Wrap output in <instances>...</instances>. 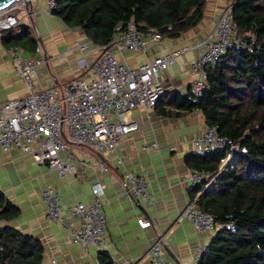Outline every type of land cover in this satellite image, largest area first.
Wrapping results in <instances>:
<instances>
[{"label":"crops","instance_id":"0c3cea01","mask_svg":"<svg viewBox=\"0 0 264 264\" xmlns=\"http://www.w3.org/2000/svg\"><path fill=\"white\" fill-rule=\"evenodd\" d=\"M46 1L32 0L28 10H14L12 13L17 17L18 25L9 29L21 32L29 26L32 30L35 43L32 46L28 43L17 45L24 59L36 58L38 41L42 42L49 63L41 66L34 78L39 90L52 79L69 81L84 76L86 70L80 63L83 56L79 45L91 41L80 28L70 27L48 12ZM231 2L206 0L205 16L197 28L179 38L163 36L161 41L152 43L143 53L119 51L117 57L129 66H137L171 49L207 40L215 30L222 11ZM9 30H0V104L25 96L28 92L24 79L14 71L12 58L6 51L9 45L2 39L3 32ZM195 57L194 50H190L184 58H179L176 64L158 75L165 93L179 92L187 96L193 92L196 75L185 60L192 61ZM94 58L95 55L87 57L88 64ZM164 108L172 114H165ZM180 111L181 115H176ZM128 119L137 121L140 128L126 137L112 155L91 151L83 156L84 149L72 145V152L80 161L79 170L77 174L64 178L47 165H39L32 155L0 149V189L20 208V215L8 224L41 240L45 248L43 264H100L99 254L102 251L94 247L85 249L73 243L70 233L61 223L48 219L43 200V191L48 184L61 190L64 207L77 201L89 202L93 183L99 181L103 184L108 252L113 261L121 264H151L150 249L161 235H164L169 257L173 261L185 262L192 258L197 247H207L217 232L202 233L186 217L179 220L185 209L202 193L195 195L193 187L184 181V177L193 171L188 164V156L197 153L191 139L203 133L208 126L203 112L199 109L184 112L170 105L167 99H162L150 111L142 107L134 109L128 114ZM182 139L184 142H181ZM153 142L158 144V150L143 149V145ZM102 160L108 161L107 172L98 168ZM126 170L146 175L151 204L139 206L128 196L122 186ZM140 217L151 219L153 226L140 227Z\"/></svg>","mask_w":264,"mask_h":264},{"label":"built area","instance_id":"2783aa9c","mask_svg":"<svg viewBox=\"0 0 264 264\" xmlns=\"http://www.w3.org/2000/svg\"><path fill=\"white\" fill-rule=\"evenodd\" d=\"M58 0H47L46 9L52 13ZM232 1V0H230ZM232 2L226 7L216 24L215 30L207 40L196 41L145 60L137 66H129L117 57V52L128 51L143 53L149 46L161 41L163 36L154 31L144 33L136 22L119 23L111 39L105 44L92 41L80 43L82 53L80 63L85 67V75L69 81L52 79L42 89H37L34 78L39 68L49 63L41 41H38L34 59H24L19 46L10 45L7 53L12 58L14 71L27 84L25 96L13 98L0 104V149L4 152L18 150L32 155L39 165H47L62 178L77 174L78 159L71 146L89 152L112 155L124 139L139 130L140 124L128 119V114L138 107L147 111L155 108L158 100L165 94V88L158 75L177 63L194 50V60H185L196 75L193 91L201 97L206 87L205 67L215 64L222 55L235 46L246 47L236 33V24L231 12ZM28 8L23 3H16L0 12V30H9L18 25L14 10ZM257 37L253 36V43ZM93 44L94 48H91ZM88 64L87 57L94 56ZM181 142H184L182 139ZM197 153H210L224 149L227 139L218 133L216 126H207L205 131L191 139ZM144 150H158L156 142L143 145ZM172 150L175 147H171ZM122 162L121 159H118ZM101 171L109 170L108 161L98 163ZM193 170L184 177L191 187H197L207 181V189L213 177ZM122 186L131 200L146 207L152 203L149 181L144 173L126 170ZM105 188L99 181L92 185V197L89 202L77 201L64 207L61 190L48 184L43 191V200L50 221H58L70 235L73 243L85 249L97 248L108 251L109 237L106 233V214L104 212ZM186 217L202 233H211L228 226L234 229V222L223 223L215 216L198 208L192 202L180 217ZM138 224L142 228L153 226V221L140 217ZM3 221L0 219V227ZM164 235H161L150 249L151 264H197L206 247H197L191 259L173 261L167 254ZM113 264H121L114 261Z\"/></svg>","mask_w":264,"mask_h":264},{"label":"trees","instance_id":"16d2710c","mask_svg":"<svg viewBox=\"0 0 264 264\" xmlns=\"http://www.w3.org/2000/svg\"><path fill=\"white\" fill-rule=\"evenodd\" d=\"M205 7L206 0H58L52 13L94 43L105 44L127 21L144 33L179 38L200 25ZM231 12L246 47L228 49L205 67L201 97L174 92L158 100L167 99L184 112L201 110L206 123L227 139L224 149L187 158L193 170L216 176L204 191L207 181L193 187L195 195L202 192L195 205L220 222H234V229L217 230L197 264H264V0H232ZM31 32L25 26L21 32H3L2 39L9 46H32ZM19 215L20 208L0 189V264H43L41 240L8 224ZM99 261L114 263L104 250Z\"/></svg>","mask_w":264,"mask_h":264},{"label":"water","instance_id":"95a60500","mask_svg":"<svg viewBox=\"0 0 264 264\" xmlns=\"http://www.w3.org/2000/svg\"><path fill=\"white\" fill-rule=\"evenodd\" d=\"M31 1L32 0H28L26 2H21V0H0V12L5 9L10 8L12 4L18 3V2L23 3L29 9L31 5Z\"/></svg>","mask_w":264,"mask_h":264},{"label":"rangeland","instance_id":"374dc122","mask_svg":"<svg viewBox=\"0 0 264 264\" xmlns=\"http://www.w3.org/2000/svg\"><path fill=\"white\" fill-rule=\"evenodd\" d=\"M32 29H33V31H34L35 36L38 38V33H37L35 27L32 26ZM90 46H91L92 49L94 48L93 44H91ZM229 160H230V159H229ZM229 160H227L226 162H228Z\"/></svg>","mask_w":264,"mask_h":264},{"label":"bare ground","instance_id":"6f19581e","mask_svg":"<svg viewBox=\"0 0 264 264\" xmlns=\"http://www.w3.org/2000/svg\"><path fill=\"white\" fill-rule=\"evenodd\" d=\"M26 1H28V0H21V2H26ZM16 3H14V4H12L11 6H13V5H15Z\"/></svg>","mask_w":264,"mask_h":264}]
</instances>
